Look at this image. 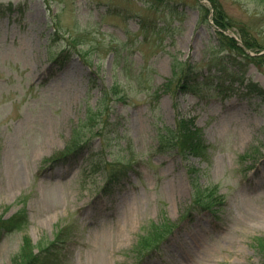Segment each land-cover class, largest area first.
Instances as JSON below:
<instances>
[{
  "label": "rangeland",
  "instance_id": "1",
  "mask_svg": "<svg viewBox=\"0 0 264 264\" xmlns=\"http://www.w3.org/2000/svg\"><path fill=\"white\" fill-rule=\"evenodd\" d=\"M221 3L264 46V2ZM207 19L196 0H0V216L17 223L0 264L25 239L55 264H264V59L231 68ZM98 110L90 142L52 163ZM180 117L200 154L165 137Z\"/></svg>",
  "mask_w": 264,
  "mask_h": 264
},
{
  "label": "trees",
  "instance_id": "2",
  "mask_svg": "<svg viewBox=\"0 0 264 264\" xmlns=\"http://www.w3.org/2000/svg\"><path fill=\"white\" fill-rule=\"evenodd\" d=\"M196 1L200 6L201 10L203 11L205 15V20L207 21L208 20L207 15L210 13V9L202 4L200 5L199 3L200 0H196ZM208 1L212 4V8H213L212 19L217 28L214 36L216 42L215 46L219 48L221 54L223 53L221 59L224 60L225 63L230 64V67L234 69H238V68L241 69V66H239L238 62L236 61V59L238 58L237 55L240 56V58H242L246 64H250V63L257 64L259 63V61L263 60L264 54L251 56L248 54V52H246V50H250L256 54H260L261 52L264 51L263 44L259 40L251 36L250 30H248L246 27L237 28L236 22L232 18H229L225 10L223 9L221 0H208ZM254 1L264 2V0H254ZM233 30L237 31L236 33L238 34V37L242 41L244 47L240 46L239 42L235 38L230 37L229 35H226L224 33L225 31H233ZM181 65L182 67L180 71L178 70L176 71L180 75L181 80L185 83L190 78V76L193 75V71H195L196 68L193 65L188 64L187 62H182ZM197 78H195V80H197ZM113 86H115V84ZM255 91L260 92V94L264 97V91H261L258 88ZM127 92H125L124 89L120 91L114 90V94L117 97L119 93L121 94L122 100H125V98L127 97L126 96ZM98 112L99 110L95 112H91L90 116H88V118L85 119L83 123L86 124L88 128H90V131L87 132L85 135H82L78 131V136L72 137L70 142L67 144L65 150L55 155L56 157L66 155L71 150L78 149L82 143H86L90 139V137H92V135L94 134L93 130L95 129L94 127H96V125H92L91 120L96 119ZM108 124L111 126H115V124L110 123L109 121L106 122L105 120L102 123L103 126H107ZM101 130H99L98 128V131L95 133V135L101 137L102 143H104L107 136H104L102 134L103 131L101 132ZM167 136H172V139L174 141L175 140L177 141L176 142L177 144H175L173 147L174 149L177 150L178 153L186 152L188 154H195V155L200 154L201 151L200 142H201L202 131L200 128L197 127V125L195 124V120L193 118L187 119L184 117H180L175 123L174 129L169 130V133L165 134V137ZM161 137L164 138V135H162ZM158 142L159 145H163V142L160 138ZM55 156L54 158H56ZM91 164L93 165L95 170L98 171L100 170L101 167L100 163L93 161ZM201 195L202 194L199 188H194L193 197H192L194 206H196L198 209H204V210L210 209L212 205V201H211L212 199L211 200L206 199L203 196L201 197ZM1 219L2 217L0 216V236L12 232L17 228V223L15 224L12 219L8 220L7 222L2 221ZM263 245H264V240L262 242V247ZM20 257H21V264H44V263L46 264L48 263V260H45L43 262L42 261L43 258L46 257L50 259L58 258V256L55 255L53 252L44 251L40 249L38 250V252H36V254H33L31 249V242L26 239H25V244H23L22 246ZM56 261L57 259H51V264H55ZM59 263L61 264V262Z\"/></svg>",
  "mask_w": 264,
  "mask_h": 264
}]
</instances>
